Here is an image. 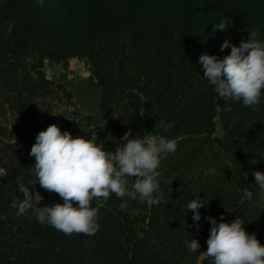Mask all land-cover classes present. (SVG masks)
<instances>
[{"label": "trees", "instance_id": "16d2710c", "mask_svg": "<svg viewBox=\"0 0 264 264\" xmlns=\"http://www.w3.org/2000/svg\"><path fill=\"white\" fill-rule=\"evenodd\" d=\"M221 17L233 23L214 32ZM247 29L264 42V0H0V167L8 170L0 178V264H199L187 244L195 239L206 251L207 217L239 218L264 244V192L253 175L264 172V94L255 109L220 98L199 63L202 53L223 59L231 51H221L224 41L239 46ZM71 59L87 60L111 139L130 131L129 139L177 143L158 168L164 202L93 200L94 235L68 236L39 223L35 208L18 211V182L43 196L37 207L63 203L37 183L24 142L56 102L74 105L73 92L44 71L48 61ZM245 188L253 197L241 203ZM195 198L205 200L199 222L187 208Z\"/></svg>", "mask_w": 264, "mask_h": 264}, {"label": "clouds", "instance_id": "9594fccd", "mask_svg": "<svg viewBox=\"0 0 264 264\" xmlns=\"http://www.w3.org/2000/svg\"><path fill=\"white\" fill-rule=\"evenodd\" d=\"M232 23L221 17L213 31H226ZM247 31L249 39L241 41L239 46L224 41L221 51L229 47L231 51L223 59L202 53L199 63L204 69L203 76L214 86L220 98L242 101L245 107L255 109L264 94V42L257 39L259 33L256 30ZM160 127L167 131L171 125L162 123ZM130 135V131L126 132L122 137L126 143L118 145L114 152H108L103 143H97V136L90 139L73 137L68 131L62 132L56 124L40 131L29 153L35 159L31 170L40 187L57 194L63 203L37 207L43 196L39 192L33 194L30 187L18 182V189L23 194L18 204L19 213L35 208L39 223H46L65 235H94L99 224L98 208L92 206L93 200H107L110 194H115L121 199L138 198L149 206L164 202L158 183V168L167 154L176 151V141L163 135L144 134L129 139ZM258 162V159L250 161L252 164ZM7 175L8 170L0 167V178ZM253 175L256 185L264 192V172L255 171ZM252 197L253 193L245 188L240 202L251 201ZM204 202L195 198L187 205L196 222L201 219L199 209ZM119 207L125 210L127 203H121ZM207 219L211 229L206 251H199L200 244L195 239L187 244L191 252H200L201 261L264 264V244L254 233L245 230L241 219L236 218L231 223L223 222V218L220 223L212 217Z\"/></svg>", "mask_w": 264, "mask_h": 264}, {"label": "rangeland", "instance_id": "374dc122", "mask_svg": "<svg viewBox=\"0 0 264 264\" xmlns=\"http://www.w3.org/2000/svg\"><path fill=\"white\" fill-rule=\"evenodd\" d=\"M46 76L67 87L74 94V105L55 103L48 113V119L40 116L24 142V147L30 153L38 133L49 125L56 124L61 131H68L73 137L97 136V143H103L104 149L114 152L118 145L126 143L124 140L108 139L110 131L106 121L95 108L96 93H99L97 82L89 70L85 59H71L67 65H58L48 61L44 68ZM217 136L223 137L224 132L218 119ZM29 159L32 156L29 155Z\"/></svg>", "mask_w": 264, "mask_h": 264}, {"label": "crops", "instance_id": "0c3cea01", "mask_svg": "<svg viewBox=\"0 0 264 264\" xmlns=\"http://www.w3.org/2000/svg\"><path fill=\"white\" fill-rule=\"evenodd\" d=\"M99 102H100V93H96V97H95L96 105H95V108H96V110L98 111V113L100 115L101 113H100V110H99ZM108 136H110V135H108ZM97 140H98V138H97Z\"/></svg>", "mask_w": 264, "mask_h": 264}, {"label": "water", "instance_id": "95a60500", "mask_svg": "<svg viewBox=\"0 0 264 264\" xmlns=\"http://www.w3.org/2000/svg\"><path fill=\"white\" fill-rule=\"evenodd\" d=\"M201 262H202V261H201V260H199V264H201Z\"/></svg>", "mask_w": 264, "mask_h": 264}]
</instances>
